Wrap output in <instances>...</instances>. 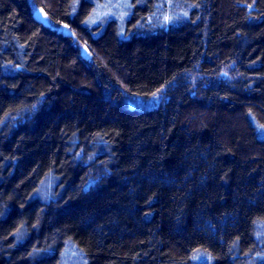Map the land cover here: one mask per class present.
<instances>
[{
  "label": "trees",
  "instance_id": "1",
  "mask_svg": "<svg viewBox=\"0 0 264 264\" xmlns=\"http://www.w3.org/2000/svg\"><path fill=\"white\" fill-rule=\"evenodd\" d=\"M32 1L0 0V264H264V0Z\"/></svg>",
  "mask_w": 264,
  "mask_h": 264
},
{
  "label": "rangeland",
  "instance_id": "2",
  "mask_svg": "<svg viewBox=\"0 0 264 264\" xmlns=\"http://www.w3.org/2000/svg\"><path fill=\"white\" fill-rule=\"evenodd\" d=\"M100 1V4L96 6L95 13H92L89 17L88 23L89 24H95L96 21H98L97 18L99 19H106V23L110 21L111 18H106L105 14H116L117 18V25L121 28L124 24V20H126L128 12H129V0H98ZM32 7L34 11L40 10L38 12L40 19L47 25L51 26V22L49 18L47 17V14L41 10L38 6H36L33 1L31 0ZM98 9V10H97ZM37 12V11H36ZM103 21V20H102ZM105 23V24H106ZM59 30L63 31V28L65 27L64 24L55 26ZM81 49L87 50L86 45L81 44L80 45ZM164 91L165 88L160 89L158 92L155 94L149 96V97H142V96H136V95H124V99L126 102H128L130 105H136V106H145V107H150V106H155L159 102H161L164 98ZM62 264H85L83 263L82 259L80 258L79 252L75 251L71 247H66L61 258Z\"/></svg>",
  "mask_w": 264,
  "mask_h": 264
},
{
  "label": "water",
  "instance_id": "3",
  "mask_svg": "<svg viewBox=\"0 0 264 264\" xmlns=\"http://www.w3.org/2000/svg\"><path fill=\"white\" fill-rule=\"evenodd\" d=\"M38 12H39V10H37V12H36L37 15H39ZM63 31H64V34H66V35L70 34V30H69V28L67 26H65L63 28Z\"/></svg>",
  "mask_w": 264,
  "mask_h": 264
},
{
  "label": "flooded vegetation",
  "instance_id": "4",
  "mask_svg": "<svg viewBox=\"0 0 264 264\" xmlns=\"http://www.w3.org/2000/svg\"><path fill=\"white\" fill-rule=\"evenodd\" d=\"M70 34H72V32L70 31Z\"/></svg>",
  "mask_w": 264,
  "mask_h": 264
}]
</instances>
